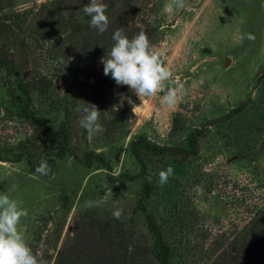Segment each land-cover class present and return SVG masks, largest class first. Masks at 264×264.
Instances as JSON below:
<instances>
[{
  "label": "rangeland",
  "instance_id": "obj_1",
  "mask_svg": "<svg viewBox=\"0 0 264 264\" xmlns=\"http://www.w3.org/2000/svg\"><path fill=\"white\" fill-rule=\"evenodd\" d=\"M47 1L0 0V23L9 24L0 28V49L13 60L11 66L37 77L45 88L43 93H32L33 108L47 117L50 129L62 125L69 147L55 160L48 177L29 171L24 157L12 160L10 152L35 139L37 130L17 114L8 93L14 76L0 67V150L8 159L0 161V193L27 209L18 229L47 264L53 263L60 246L72 245L82 231L91 240L112 232L106 241L109 250L113 246V252L126 250L140 264H157L151 257L153 238L144 214L136 209L142 179L128 177L139 169L130 154V141L141 135L161 146H185L192 130L243 104L236 115L206 125L198 154L171 176L168 189L156 183L145 202L157 221L164 220L175 205L166 202L167 192L189 215L180 218L189 220V228L185 224L184 233L170 237L169 264H215L213 243H227L250 219L264 216V0H184L185 7L172 13L164 7L169 0H134V6L125 7L127 29L150 30V43L173 73L172 85H183L178 105L171 108L160 103L163 92L144 98L117 85L103 74L101 56L95 63L84 61L89 73L75 82L67 80L64 65L57 60L61 61L59 49L69 38L60 41L44 28L42 33L50 37L45 36L42 46L33 40L29 18ZM119 7L115 5L116 10ZM20 20L23 32L17 29ZM247 33L255 40L241 39ZM92 72L88 86L83 78ZM77 100L102 112V134L87 138L79 125L82 113ZM37 144L32 160L52 148ZM87 153L102 156L109 168L92 157L91 164L83 166L78 160ZM85 201L93 206L86 208ZM118 208L123 214L117 220L112 213Z\"/></svg>",
  "mask_w": 264,
  "mask_h": 264
},
{
  "label": "trees",
  "instance_id": "obj_2",
  "mask_svg": "<svg viewBox=\"0 0 264 264\" xmlns=\"http://www.w3.org/2000/svg\"><path fill=\"white\" fill-rule=\"evenodd\" d=\"M103 2L108 6L106 15L109 18V27L102 35L98 34L94 28L89 27L90 17L84 16L82 12V8L88 3V0H49L33 11L32 15L30 14L29 21L36 45L42 46L45 36H58L57 39L60 41L69 38V41L62 45L59 51L62 55L61 61L66 60L68 57H72V61L64 66L65 72H63L62 67L59 68V72L68 75L65 78L70 79L71 82L77 81V78L81 77L82 74L89 73L83 66L84 61L95 63L98 56L103 57L110 51L114 43L112 40L114 30L124 27L129 38L140 30H144V28H137L138 30L134 33L127 29L126 14L123 10L130 5L134 6V0H103ZM118 4L120 7L116 10L115 5ZM13 18H17V16ZM4 19L9 21L8 18H2V20ZM19 19L15 20L18 21ZM32 20L34 21V27H32ZM20 21L17 29L23 32L22 21ZM8 25L2 21L0 28L7 29ZM44 28L46 29L44 31L48 32L50 36L42 33ZM144 31L147 33L148 38L151 37L150 30ZM57 61L58 63L61 62L60 60ZM9 63L14 64L13 60H9L0 49V67L8 68L9 74L14 76V86L8 87L11 101L17 110V114L35 125L37 130L35 139L32 138L22 144L29 148L23 149L24 146H22L21 150L13 149L15 152H10L13 154L11 158L13 161H17L24 157L28 170L31 172L35 171L42 160H47L51 165L52 172L55 160L62 158L68 151L66 131L60 124L56 129H50L47 124V117L37 114V110L33 108L32 93H43L45 91L37 77L29 76L22 71L23 68H19L18 65L11 66ZM93 75L92 72L91 75L83 78L85 82L89 83L88 86L91 84L88 79L92 78ZM242 106L243 104H240L231 110L229 114L210 120L207 124L192 130L185 137V146H161L151 143L141 135L130 141V154L137 162L139 169L135 175L128 177L139 176L142 179V188L136 203V209L144 214L146 228L153 238L151 257L157 261V264H169L173 257V244L170 241L172 233H178L179 236L184 233L183 226L185 224H187V228L190 226L189 220L180 222L183 216L187 215L189 219V215L181 212L173 195L167 192H165L166 202L175 203L171 209V216L168 214L166 219H160L158 220L160 222H158L154 215L146 210L145 202L150 199L151 194L156 189L155 184L159 182L158 173L165 170L169 165L173 167L175 174L179 172L189 158L198 154L200 141L205 136L206 125L227 120L236 115L242 109ZM37 143H47L52 148L48 146L40 159L35 158V160H32V149L38 146ZM45 145L42 146L45 147ZM4 151L0 150V161L8 160L3 154ZM91 157L102 167L109 168L107 161L98 154L87 153L78 161L83 166H89ZM151 161H160L161 164L154 167L151 165ZM170 181L171 177H169L166 184L159 185V188L168 189ZM162 224H166V226ZM106 233L108 234L106 238L101 234V239L98 237L96 240H91L90 237L92 236L89 233L85 235L82 231L81 234L76 236L72 245L60 246L59 250L56 251L52 264H140L135 257L129 256L126 250L113 252L112 250H116L113 246L109 250L110 243H106V241L107 238L112 237V232ZM100 242H104V244L101 245ZM210 247L213 256L212 263L215 264H264V216L250 219L240 227L239 231L227 243L220 241L219 243H213Z\"/></svg>",
  "mask_w": 264,
  "mask_h": 264
},
{
  "label": "clouds",
  "instance_id": "obj_3",
  "mask_svg": "<svg viewBox=\"0 0 264 264\" xmlns=\"http://www.w3.org/2000/svg\"><path fill=\"white\" fill-rule=\"evenodd\" d=\"M107 4L103 0H88L82 12L90 17L89 27L104 34L109 27V18L106 15ZM169 13L185 7L184 0H169L165 4ZM254 41L255 36L247 33L241 39ZM113 45L110 51L100 59L103 65V74L111 76L117 85L127 86L137 96L151 98L163 92L159 97L160 103L169 108L175 107L180 101L183 85H172L173 73L161 59L159 50L150 43L147 33L140 30L137 34L128 37L125 28L120 27L112 34ZM72 61V57L62 60L64 66ZM78 111L82 113L79 125L85 130L87 138L92 139L102 134L105 129L99 122L101 111L97 106L83 100H77ZM40 176H47L51 172V165L42 160L35 168ZM174 169L169 165L158 173L159 184L163 186ZM151 179V178H149ZM86 208L93 206L92 201H85ZM123 209H116L112 215L119 219ZM28 215L27 209L20 207L18 202L7 193H0V264H47L40 253H34L32 246L26 241L24 234L18 229L22 217Z\"/></svg>",
  "mask_w": 264,
  "mask_h": 264
},
{
  "label": "bare ground",
  "instance_id": "obj_4",
  "mask_svg": "<svg viewBox=\"0 0 264 264\" xmlns=\"http://www.w3.org/2000/svg\"><path fill=\"white\" fill-rule=\"evenodd\" d=\"M135 112H137V111H135Z\"/></svg>",
  "mask_w": 264,
  "mask_h": 264
}]
</instances>
